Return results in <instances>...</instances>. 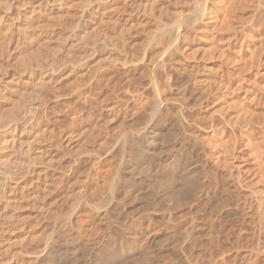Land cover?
<instances>
[{"label":"bare ground","instance_id":"bare-ground-1","mask_svg":"<svg viewBox=\"0 0 264 264\" xmlns=\"http://www.w3.org/2000/svg\"><path fill=\"white\" fill-rule=\"evenodd\" d=\"M230 1L238 2L0 0V264H66L64 239L67 237L64 238V235L73 232L70 221L83 192H88V186L85 188L87 191H83L81 179L85 176L82 172V178L79 173V176L73 175L74 167L83 159H80V154L86 155L88 160L90 156L95 162L99 155V151L98 155L95 151L96 144L108 142L110 138L104 136L106 141L103 139L102 143H98L100 134L97 133V137L92 134L96 127L99 130L93 115L99 111L105 114L108 128L113 132V135L110 134L112 149L123 145L122 149L119 147L121 152L116 151L114 157L124 164L129 175L126 181H131L128 191L123 188L125 195L128 193L134 201L136 186L133 187V183L137 179L146 181L155 167L163 163L166 166L170 162L168 169L160 166L156 178L158 193L155 194L158 196L161 193L160 199L164 202H174L164 210H174L180 215L177 218L181 219L184 210L188 209V215L196 218L199 214L195 215L193 203L203 192H211L215 197L219 192L236 195L237 214L233 213L236 217L231 219H236L237 224L234 222V226H238L236 230L239 235L236 234V238L234 234L236 239L235 242L231 240L233 243L226 241L225 248L221 244L223 251L218 248L220 244L216 246V249L221 250L217 252L220 264H264V0H241L244 8L246 6V9L253 10V15L243 24L239 23L245 18H241L238 24L234 22L235 26L229 14L235 7L229 11ZM134 9L143 14L133 18L127 15L126 18L124 13L129 11V14H134ZM121 11L123 17L119 15ZM236 15L239 17V14ZM233 26L240 28L238 32L235 30V34L232 32V41L224 46L193 39L196 37H193L194 34L204 32L212 38L216 29ZM245 32H255L256 49L251 47L249 40H245L244 36L248 39V33L244 35ZM200 36L204 37L203 34ZM213 52H217L218 56L214 55L219 57V60L215 58L219 62L215 70L208 64ZM247 70L252 72L250 78L247 77ZM176 73L185 74L189 78L188 85L177 83ZM215 89L218 91L214 92ZM65 90L77 99L75 105L70 104L75 101L71 97L70 103L67 102L75 109L70 108L71 111L81 108L86 113V109L93 108L95 112L90 116L86 113L91 119L79 120L81 124L74 127L80 115L70 114L69 109L68 117H77L75 121L72 120L75 124L71 128L66 125L68 129L58 131V122L63 119L57 122L60 118L57 116V119L53 118L56 120H51L50 114L53 112L50 102L62 106L68 93ZM211 92H214V97L210 96L213 100L208 98ZM62 109V112L65 111ZM81 110L79 113H82ZM63 113L65 119L67 114ZM88 131L92 134L89 136L92 137L90 149L86 148L85 143V149L82 145L79 148L78 144L85 141ZM82 148L83 152L80 151ZM89 162L92 164V161ZM117 162L110 165L117 167ZM115 167L113 171H116ZM72 176H76L74 183H71L74 179ZM155 194L152 193L153 199ZM222 197L220 200L231 198ZM69 198L75 200H70L73 205L68 203ZM89 199L88 206L95 211L99 210V204L104 206L101 203L109 200L105 198L98 203L100 200ZM221 202L225 208V202ZM66 203L71 206H67L69 211L65 209ZM203 203L206 204V201ZM226 203L228 205L229 201ZM229 207L231 209L232 204ZM156 209L155 212L158 211ZM118 211L111 210L105 214L114 221L115 227H105L107 236L102 230L104 228H101L93 260L97 264H153L151 253L147 250L149 247H146L150 244L145 243L158 228L165 227L159 225L157 228L153 223L146 226L143 223L146 227L138 228L133 223L130 233L126 232V228L124 233L129 234L124 236L121 227L123 220L119 221ZM208 212L211 213V210ZM210 213L206 214L210 217L208 221L213 218V213L212 216ZM177 218L170 219V222L176 224ZM197 220L203 221L202 218ZM50 223L58 226L61 233L57 244L53 241L54 231L47 230ZM183 223L181 234L185 236L188 224L184 220ZM227 223H231V220ZM181 224L176 226L180 229ZM176 228L172 229L179 231ZM211 228L214 230V227ZM202 229L206 228L202 226L199 230ZM206 230L208 233L209 229ZM177 231L172 234L180 239L183 237L182 242H187L188 237L192 238L191 234H187L189 236H185V239L183 235L175 234ZM208 234H205L207 238ZM180 239L176 237L178 244Z\"/></svg>","mask_w":264,"mask_h":264},{"label":"rangeland","instance_id":"rangeland-1","mask_svg":"<svg viewBox=\"0 0 264 264\" xmlns=\"http://www.w3.org/2000/svg\"><path fill=\"white\" fill-rule=\"evenodd\" d=\"M238 4V5H237ZM229 11L230 10H232L233 9V7H235L233 10H240V11H230V12H232V13H230L229 12V14H230V19H231V22L233 21V23L234 22H236L237 24L239 23V21H241L242 19H244V20H242L241 21V23H239V24H243L244 22L243 21H249L250 19H249V17L251 18V16L253 15V10H248V9H246V6H245V8H244V6L242 5V2H241V0L239 1L238 0V2H236V3H234V2H232V1H230L229 2ZM245 9V10H244ZM120 10H122L123 11V9L121 8ZM135 10V9H134ZM133 10V11H134ZM121 11V13L122 14H120L119 13V15H122L121 17H123V15L124 14H126L125 15V17L127 18L128 16L129 17H140L143 13L142 12H140V11H138L137 10V12H136V10L134 11L135 13L134 14H132V13H130L129 14V11L127 12V13H124L123 14V12ZM249 11V12H248ZM120 12V11H119ZM139 12H140V14H139ZM243 12V14H240V13H242ZM246 12V13H245ZM137 13V14H136ZM236 14H239V17H238V15H236ZM246 15V17H245V15ZM247 14H248V16H247ZM128 15V16H127ZM131 15V16H130ZM137 15V16H136ZM242 15V16H241ZM244 15V16H243ZM235 16H237L236 17V19H235ZM132 17V18H133ZM233 17V18H232ZM242 18V19H241ZM235 21H234V20ZM239 19V20H238ZM241 19V20H240ZM238 20V21H237ZM243 22V23H242ZM233 23H232V25H233ZM236 24L234 23V26H235ZM231 27V28H222V29H216V34L214 33V35L212 36V38L210 37L211 35H209L208 36V34H205V32L204 33H200L201 35L203 34L204 35V37L203 36H200V34H194L193 35V37H195V38H193L194 40H198V42H203V41H208V42H212V43H214V44H218V45H220L221 46V44H222V46H224V45H226V44H228L229 43V41L231 42L232 41V36H234V34H235V30H236V32H238V30H239V26H237V27ZM241 26V25H240ZM236 28V29H235ZM238 29V30H237ZM231 30H234V31H231ZM217 32H219V33H217ZM226 34H225V33ZM231 32V33H230ZM234 34H233V33ZM248 33V32H247ZM246 32L244 33V35H246L247 34ZM218 34V35H217ZM251 34V35H250ZM248 33V35H247V37H248V39H246V36H244V38H245V40L246 41H248L249 40V43L251 44V47L253 48V49H256V39H254V37H256L254 34H255V32H252V33ZM216 35V36H215ZM221 35V36H220ZM226 35V36H225ZM253 35V36H252ZM231 36V37H230ZM202 37V38H201ZM209 37V38H208ZM213 37H215V38H213ZM216 37H218V38H220L221 37V39H222V42H221V39L219 40V39H217ZM224 37V38H223ZM249 37H250V39H249ZM206 39V40H205ZM217 39V40H216ZM227 41H226V40ZM231 39V40H230ZM252 39H254L255 41H253ZM211 40V41H210ZM215 40L216 41H219L218 43L217 42H215ZM224 40H225V42H224ZM253 41V42H252ZM221 43V44H220ZM254 44V45H253ZM202 54V53H201ZM214 54H217V56H218V53L217 52H213V55ZM211 55L212 56V59L210 58V60H209V62H208V64H209V66L211 67V69L212 70H215L217 67H218V65H219V62H218V60H219V57H217L216 55ZM216 56V57H215ZM213 57H214V59H213ZM215 58H217V59H215ZM212 62V63H211ZM216 63H218V64H216ZM251 70H247V72H246V74H247V77H251ZM249 74V75H248ZM180 75V76H179ZM185 74H181V73H176V76L177 77H175L176 78V81H177V83H179V84H187L188 85V80H189V78L188 77H186V76H184ZM182 76H184V77H182ZM178 78H179V81H178ZM183 81H182V80ZM184 79H185V81H184ZM182 82V83H181ZM65 91H67V90H65ZM218 91V89H215L214 90V92H217ZM68 93H66V92H64V95H65V93H66V95L67 96H69V97H67L66 95H65V98H64V103H63V105L62 106H60L59 107V104H55V102L53 103H51L50 102V109H51V112H53L52 114H50V116L52 117H50L51 118V120H56L58 117H60L59 119H57L56 121L58 122V120H65V122L66 121H68L67 123H61V122H63V120L60 122L61 123V126H59L60 125V123L58 122V124H57V122H55V123H53V124H55V125H58V128H57V130L58 131H60V130H63L62 128H64V130L65 129H68V125H69V128H71L72 126V124L74 125L75 123H76V125H74V127H76V126H78L79 124L78 123H80L81 124V122L82 121H86L87 119H88V117L91 115V114H93L95 111L93 110V108L91 109H86V113L89 115H85L86 113H85V109H84V111H82L81 110V108H80V110L82 111V113L85 115H83L82 113H79V111H78V107H75V108H78L77 109V111H73V110H75L74 108H72V105H75V103H76V98L74 97V96H71V93L69 92V91H67ZM214 92H211L212 93V95H211V93L208 95L209 97V99L211 98L212 100L214 99L213 97H214ZM69 94V95H68ZM210 96H213V97H210ZM70 97L71 98H73V101L74 102H71L70 103V101L69 100H71L70 99ZM210 99V100H211ZM67 102H69L70 104H72V105H70L69 103H67ZM65 104H68V105H65ZM57 107V109L55 108V107ZM54 107V108H53ZM58 107L61 109H59L60 110V112H59V110H58ZM68 107V108H67ZM62 108H64V110L65 111H63V112H65V114H67V115H65V119H64V113L62 112ZM70 108H72L73 110V112L71 111V109ZM69 109H70V111H69ZM52 110H54V111H52ZM67 110V111H66ZM88 110H89V112H88ZM90 110H91V112H90ZM55 112H57V113H59V114H61V115H56L57 113H55ZM62 112V113H61ZM69 112H70V114H72V113H74L73 115H76V116H78V115H80V116H78V119H77V122H72V120H76V116H74V117H76L75 119H73V118H70V117H68L69 116ZM100 112V111H99ZM99 112H95L93 115L95 116V118H94V116L92 115V118H94L95 119V123L96 122H98V123H96L95 125L96 126H99V130H98V128L96 127L95 128V131L93 130V132L92 131H90V132H92V134H94L93 136H95V134H96V137L98 136L97 135V133L98 134H100V136H98V137H100V138H98V143H102L103 142V139H104V141H106L105 139V137H110V138H112L111 137V135H113V132L112 131H110V129L108 128L109 127V124L108 123H106V121H105V118H106V116H105V114L101 111L100 112V114H99ZM103 114V116H102V114ZM82 114V115H81ZM97 114V115H96ZM56 117H55V116ZM99 115H101L102 117H100ZM58 116V117H57ZM84 116V118L83 119H81V117H83ZM87 116V118H85ZM99 118H98V117ZM61 117H63V118H61ZM71 117H73L72 115H71ZM80 117V118H79ZM105 117V118H104ZM53 118H56V119H53ZM97 118H98V120H100V121H98L97 120ZM102 118H104V119H102ZM69 119V120H68ZM89 119H91V117H89ZM107 119V118H106ZM71 120V121H70ZM79 120H82V121H80L79 122ZM102 120H103V122H102ZM70 122V123H69ZM101 123V124H100ZM103 123V124H102ZM104 123H105V125H104ZM64 124V125H63ZM99 124V125H98ZM67 125V126H66ZM101 125V126H100ZM65 126V127H64ZM71 126V127H70ZM103 126V127H102ZM106 126H107V130H106ZM61 128V129H60ZM101 128V129H100ZM97 129V130H96ZM96 131H99V132H96ZM102 133H101V132ZM105 131H106V133H105ZM108 131V132H107ZM103 132H104V134H103ZM92 134L90 133L89 134V131H88V135L86 134V138L84 139L85 141H82V142H80L78 145V147L79 148H81V146L80 145H82V147H84V149H85V144H86V148H88V149H90V144H91V140H92V137H89L90 135L92 136ZM111 134V135H110ZM103 135V136H102ZM108 135V136H107ZM103 138H102V137ZM105 136V137H104ZM109 138V140H108V142L106 141V142H103L102 144H96V149H95V151H96V153H97V155H98V151H99V155L101 156H99L98 155V158H97V155H96V161L95 162H93V159H90V156H89V160L87 159V156L86 155H84V156H82L81 154L79 155V157H80V159H81V157L83 158V159H81V161L80 162H78L77 163V166L75 165V167H74V170L73 171H75V173L73 174V175H76V174H80L81 172L83 173V175L85 176V177H83V175H81L80 174V178H85V181L83 180V178L81 179L82 180V183H83V186H84V190L83 191H87L88 190V192H83L84 194L81 196V198H80V202H79V204H78V208L76 209V211H75V214L73 215V219L70 221V227H71V229H72V231L73 232H68L67 233V235H66V233H65V235H64V238L65 237H67V238H65L64 240L66 241V242H64V246H65V249H67V253H66V250L64 251L65 253H64V255L66 256V257H68V258H66L65 257V259H67V261H66V264H97V261H95V260H93V257H94V259H95V257L96 256H93V255H96V250H95V248L97 249V240H98V235H99V232H101V228H104V229H102V230H105V227H108L109 228V226L111 227V226H113V227H115V223H114V221L112 220V219H110L108 216H106L105 214L106 213H109V211H111V210H116V211H118V213H119V221L121 220H123L122 222H121V227H122V229H124L122 232H123V235L125 236V234H129L130 233V231H129V229H130V227L132 226V224L133 223H135V225L138 227V228H144V227H146L149 223H153V225L154 226H159V225H161V227H165V228H168V229H166L165 230V228H156L157 229V234L155 233V234H153V237H152V235L150 236V237H152V238H148L147 240H146V243H145V245L147 244H150V246H146V247H149L150 248V250H149V248H147V250H148V252L149 253H151V255H150V258H153V260H151L152 262L151 263H153V264H209V263H211V264H216L217 262H218V260H219V262H218V264H220V260L221 259H219L220 258V256L218 255V253L217 252H219V251H223L224 250V248H225V246L226 245H224V244H227L228 242H232L231 240H234L233 242H235V239L238 237V236H236V234L237 235H239L238 234V232L239 231H237L236 230V228H238V226L237 225H235L234 226V222L237 224V221H236V219L235 218H232L231 219V217H236V211H235V209H237V204L235 203V202H237L238 201V197L236 196V195H234V194H225L224 192V194H220V193H222V192H219L218 193V195L215 197L214 196V194L213 193H211V192H208V193H211L210 195H208V193L206 192H203L202 194H200L201 196H199V198H198V200L196 199L195 200V202L193 203L194 205H193V211H194V213H195V215L197 214H199L198 216H200L202 219H203V221H198L197 220V218L198 219H201L200 217H196V218H191L189 215H188V209H185L184 210V212H183V216H182V218L180 219V218H177V217H179L180 215L177 213V212H175L174 210L173 211H171V212H168V211H165L164 210V208H166V207H168L169 205H171L170 203H172V205H173V203L174 202H164V201H162L161 199H162V197H161V193L160 194H158V196L155 194V193H158V191L156 190V178L158 177V175H159V173H160V171H158V170H160L161 168H163V166H165V163H163L164 165H159V166H157V167H155V169L152 171L153 173L152 174H150L148 177H146V181L144 180L143 182H140V180L139 179H137V181L139 180V182H137V181H135V183H133L134 185H133V187L134 186H136V187H134V195L136 196V198H135V200L133 201V199L134 198H130V196L128 195V193L126 192V191H128L127 189H129V185H131V181L129 182V181H126V180H128L129 179V175L127 174V170H125V166H124V164H121L120 163V161H119V159H117L116 160V151H118V152H121V149H122V147H123V145L121 144V146H119V147H121V149L118 147L117 149H112V141H110L111 139ZM113 139H114V137H113ZM102 140V141H101ZM110 141V142H109ZM225 142V140L224 141H222V143H224ZM85 143V144H84ZM106 143V144H105ZM99 145V146H98ZM108 145H109V147H108ZM111 145V146H110ZM105 146H106V148H105ZM103 147V148H102ZM79 148L78 149H76V151L77 150H79ZM111 149L112 151H109V149ZM98 150V151H97ZM106 152H105V151ZM75 151V150H74ZM80 151H82L83 152V148H82V150L80 149ZM85 152V151H84ZM77 153V152H76ZM101 153V154H100ZM104 155H103V154ZM108 153V154H107ZM85 154V153H84ZM67 155H65V157H66ZM105 156H106V158H105ZM110 156V157H109ZM111 156H115L114 158H112ZM86 157V158H85ZM100 157V158H99ZM112 158V159H111ZM88 160V161H87ZM98 160H100V161H98ZM108 160V161H107ZM86 161V162H85ZM89 161H92V164H95V166L94 165H92ZM110 161H112V162H110ZM117 162V167H115V166H113V167H115V169L114 170H116V171H113V167H112V165L113 164H116L115 162ZM83 163V164H82ZM90 163V164H89ZM170 163V162H169ZM168 162H167V164H169ZM110 164H112V165H110ZM166 164V166L164 167L165 169H168L169 168V166L171 165V164H169V165H167ZM79 165V166H78ZM88 166V167H86V166ZM106 165V166H105ZM108 165H110V166H108ZM90 166V167H89ZM93 166V167H92ZM99 166H102V167H99ZM160 166H161V168H160ZM168 166V167H167ZM81 167V168H80ZM105 167V168H104ZM93 168V169H92ZM97 168V169H96ZM80 169H82L83 171H84V169H85V171L83 172V171H81ZM89 169V170H88ZM107 169H108V171H107ZM123 169V170H122ZM96 170V171H95ZM107 172H106V171ZM110 170V171H109ZM136 170H137V168H136ZM80 171V172H79ZM113 171V172H112ZM124 171H126V173H124L123 174V172ZM77 172V173H76ZM88 172V173H87ZM112 172V173H111ZM114 172L117 174L118 173V175H120L121 177H119L118 175H116L115 174V176H114ZM79 174L77 175V176H79ZM113 174V175H112ZM128 175V176H127ZM88 176V177H87ZM102 176V177H101ZM74 177H76V176H72V178H74ZM98 177V178H97ZM113 177V178H112ZM114 177H116L115 178V181H113L114 180ZM149 177H151V178H149ZM103 178V179H102ZM149 178V179H148ZM74 180H75V178L73 179V181L71 180V183H74ZM149 180H151L150 182H149ZM89 182V183H88ZM108 182V183H107ZM125 182V183H124ZM146 182V183H145ZM153 182V183H152ZM109 185V186H107V184ZM119 183V184H118ZM130 183V184H129ZM139 183V184H138ZM85 184V185H84ZM97 184V185H96ZM141 184H143V185H141ZM145 184V185H144ZM155 184V185H154ZM86 186V187H85ZM87 186H88V189L86 190L85 188H87ZM94 186V187H93ZM102 186V187H101ZM122 186V187H121ZM128 188H127V187ZM116 187H118V188H116ZM100 188V189H99ZM105 188V189H104ZM107 188H108V190H107ZM123 188H124V190H126L125 192L127 193L126 195H125V193H123L124 192V190H123ZM142 188V189H141ZM150 188V189H149ZM154 188H155V192H153V190H154ZM118 189H120V190H118ZM144 189H147V190H144ZM123 190V191H122ZM143 190V191H142ZM149 191V192H148ZM105 192V193H104ZM151 192V193H150ZM85 193H86V195H85ZM88 193V194H87ZM90 193V194H89ZM152 193L153 194H155V196H154V199H156V200H154L153 199V196H152ZM204 193H205V195H204ZM92 194V195H91ZM107 195V197H106V195ZM137 194V195H136ZM141 194V195H140ZM143 194V195H142ZM148 194V196H144V195H147ZM207 194V195H206ZM91 195V196H90ZM96 195V196H95ZM105 195V196H104ZM216 195V194H215ZM86 196V197H85ZM117 196V197H116ZM119 196V197H118ZM142 197V199H141V197ZM220 197V198H217V197ZM222 196H226V197H228V198H230L229 200L226 198V199H224V200H226V201H224V200H220L221 199V197ZM230 196V197H229ZM91 198V199H94V201H97L98 202V200H100L98 203H100V202H102L105 198V200H107V199H109V200H107L106 202H102L101 204H104V206H101L100 204V206L98 205V203H97V205H98V208H99V210L98 211H95V210H93V209H91L89 206H88V203L87 202H89V201H91L89 198ZM104 197V198H103ZM109 197V198H108ZM121 197V198H120ZM122 197H124V199L122 198ZM128 197V199H126ZM137 197L139 198V199H141V200H139V199H137ZM149 197H152L151 199L149 198ZM158 197H159V199H160V197H161V199L159 200L158 199ZM224 197H222V199L224 198ZM237 197V198H236ZM84 198H85V200H84ZM86 198H87V200H86ZM97 198V199H96ZM119 200H117V199ZM71 199H73V198H69V202L68 203H70V205H73V201L71 202L70 200ZM89 199V200H88ZM111 199V200H110ZM131 199V201L133 202V204H131L130 205V202L131 201H129ZM158 199V200H157ZM74 200V199H73ZM102 200V201H101ZM128 200V201H127ZM151 200V201H150ZM216 200V201H215ZM217 200H218V205L220 206H217V204H216V202H217ZM220 200V201H219ZM75 201V200H74ZM117 201V202H116ZM138 201V202H137ZM154 201V202H153ZM157 201V202H156ZM200 201V203H201V205H197L196 203H198V202ZM202 201V202H201ZM204 201H206V204L205 203H203ZM212 201H215V202H212ZM221 201H223V202H225V205H226V207L225 208H223L224 207V203H223V207H222V202ZM229 201V203H228V205L229 206H231V204H232V207H231V209H230V207L227 205V203L226 202H228ZM118 203V204H116V203ZM152 202V203H151ZM68 203H66V206H65V209H66V211L68 210L69 211V207H67V206H70V205H68ZM72 203V204H71ZM106 203V204H105ZM135 203V204H134ZM154 203H155V205H154ZM200 203H198V204H200ZM238 203V202H237ZM109 204V205H108ZM115 204V205H114ZM137 204V205H136ZM155 206H153V205ZM205 204V205H204ZM118 205V206H117ZM165 205H167V206H165ZM207 205V206H206ZM106 206H107V208H106ZM110 207V209H109V207ZM111 206H112V208H111ZM119 208L118 210H117V207ZM122 206V207H121ZM136 206H138V207H136ZM158 206V207H157ZM204 206V207H203ZM71 207V206H70ZM82 207V208H81ZM102 207H104L103 209H101ZM115 207V208H114ZM135 207V208H134ZM156 207H157V209H156ZM160 207V208H159ZM202 207V208H201ZM207 209H209V210H211V213H213V218L215 217V216H217V217H215L213 220L211 219V221H208L209 219H210V217L208 216L209 215V213L210 212H208L209 210H207ZM210 207V208H209ZM229 207V208H228ZM235 207V208H234ZM68 208V209H67ZM85 208V209H84ZM106 208V209H105ZM133 208V209H132ZM139 208H141V209H139ZM159 208V209H158ZM122 211H121V210ZM132 209V210H131ZM154 209V210H153ZM155 209L156 210H160V211H162V212H158V211H156L155 212ZM203 209H204V211H203ZM206 209V210H205ZM216 209H219V210H217V215H216V211L215 210ZM234 209V210H233ZM107 212H106V211ZM130 210V211H132V212H128V211ZM138 210H139V214H138ZM152 210V211H151ZM212 210H214V211H212ZM229 212H228V211ZM227 211V212H226ZM230 211H232V212H230ZM235 211V212H234ZM78 212V213H77ZM93 212V213H92ZM121 212V213H120ZM133 212H134V214H133ZM166 212H167V214H166ZM215 212V213H214ZM223 212V213H222ZM88 213V214H87ZM97 213V214H96ZM172 213V214H171ZM210 213V216H212V214ZM219 213V214H218ZM233 213H236V214H233ZM79 214V215H78ZM142 216H141V215ZM152 214V215H151ZM159 214H160V216L162 215V217H160L159 216ZM204 215V217H202L203 215ZM206 214H208V215H206ZM89 215H90V217H89ZM92 215V216H91ZM132 215V217L134 216V218H132V217H130ZM154 215V216H153ZM168 216V217H165V216ZM170 215V216H169ZM202 215V216H201ZM215 215V216H214ZM233 215V216H232ZM77 216V217H76ZM84 216V217H83ZM124 216H125V218H124ZM127 216H129V217H127ZM153 216V218H151ZM174 216V217H173ZM206 216H208V217H206ZM229 216V218H225V217H228ZM78 217H79V220H78ZM83 219H82V218ZM144 217V218H143ZM158 217V218H157ZM164 217V218H163ZM206 217V218H205ZM87 218V219H86ZM121 218V219H120ZM123 218V219H122ZM130 218V219H129ZM143 218V219H142ZM156 220H155V219ZM163 218V219H162ZM167 220H166V219ZM172 218H177V221L175 222L176 224H174L173 223V221H171L170 222V219L172 220ZM209 218V219H208ZM220 218V219H219ZM156 222V224H155V222H153V220ZM165 219V220H164ZM195 219L197 220V222L195 221ZM229 219V220H228ZM83 220V221H82ZM104 220V221H103ZM164 220V221H163ZM174 220V219H173ZM183 220L185 221V224L187 225H185L184 227L187 229V230H185V232H183V233H185V236H189V235H187V234H191V236H192V238H194L193 240H192V238L191 237H188L189 239H187V237H185L183 234H181L182 233V226L184 225V223H183ZM230 220H231V223H227V222H230ZM86 221V222H85ZM88 221H89V223H88ZM90 221H91V223H90ZM102 221V222H101ZM126 221H129V223H127L126 224ZM160 221H161V223H160ZM165 221L166 222H168V223H165ZM180 221V222H179ZM194 221L196 222V226L197 225H199V226H203V227H205L206 229H209L208 231V233L209 234H211V235H209L206 231V229H202L201 231L199 230L201 227H195V225L193 224L194 223ZM204 221H207V224H206V222L204 223ZM216 221H217V223H216ZM96 222V223H95ZM101 222V223H100ZM132 222V223H131ZM182 222V224H181V230L176 226V225H178L179 223H181ZM203 222V223H202ZM103 223H104V225H103ZM124 223V224H123ZM146 225H144V224ZM159 223V224H158ZM178 223V224H177ZM199 223H201V225L199 224ZM221 223V224H220ZM223 223V224H222ZM225 223V224H224ZM83 224V225H82ZM105 224H106V226H105ZM212 224H213V226H212ZM228 224H230V225H228ZM233 224V225H232ZM108 225V226H107ZM167 227H166V226ZM168 225H170V226H168ZM171 225L173 226V227H171ZM204 225H206V226H204ZM208 225H209V227H208ZM224 225V226H223ZM49 226H50V228H49ZM56 228H55V227ZM98 226V227H97ZM179 229V231H180V233H179V231H177L178 233H175V234H177V235H179V236H181V235H183L184 237H185V239H187L188 241V243L184 240L183 242H184V244H183V242H182V240L181 239H184L182 236V238L180 239V237H178V236H176V235H174V233L172 234V232H176V231H174L175 230V228L176 227ZM194 226V227H193ZM219 226V227H218ZM222 226V227H221ZM234 226V227H233ZM183 227V228H184ZM211 227H214V230L211 228ZM216 227V228H215ZM223 227H225V228H223ZM230 227H232L231 229H230ZM53 228H55L56 230L58 229V231H56V230H54ZM99 228V229H98ZM107 228V229H108ZM127 228V229H126ZM172 228H174V230L172 229ZM176 228V229H177ZM193 228V229H192ZM195 228V229H194ZM197 228V229H196ZM219 228V229H218ZM128 230V231H126V230ZM163 229V230H162ZM216 229V230H215ZM233 229H235V230H233ZM47 230H51V231H54V239H53V241H54V243H56L57 244V241L56 240H58V238H59V236L61 235V233H59L60 231H59V228H58V226H56L55 224H53V223H50V224H48V228H47ZM97 230H98V232H97ZM158 230H162V232H159ZM184 230V229H183ZM214 231V232H212V231ZM124 231H126V232H129V233H124ZM164 231V232H163ZM193 231H195V233L193 232ZM218 231V232H217ZM229 231V232H228ZM236 231V232H235ZM57 232V233H56ZM206 232V233H205ZM210 232H212V233H210ZM226 232H228L229 234H230V238L228 237L229 236V234L228 233H226ZM230 232H232V233H230ZM55 233H56V235H55ZM104 233H105V235L107 236V233H108V230H107V233H106V230L104 231ZM160 233V234H159ZM201 233H202V235H201ZM218 233V234H217ZM59 234V235H58ZM70 236H69V235ZM195 234V235H194ZM205 234H208L207 236H208V238L206 237V235ZM228 234V235H227ZM232 234V235H231ZM234 234H235V236H236V238H234L233 236H234ZM160 235V237H158ZM162 235H163V237H165L166 239H163V237H162ZM205 235V236H204ZM220 235V236H219ZM55 236H58V237H55ZM172 237V238H169V237ZM210 236V237H209ZM226 236V237H225ZM174 237H175V239H174ZM176 237H177V239L179 240L180 239V241L182 242V244H180L181 242L179 241V244H178V241H176ZM202 237V238H201ZM223 237V238H222ZM225 237V238H224ZM57 238V239H56ZM155 238V239H154ZM169 238V239H168ZM212 238V239H211ZM233 238V239H232ZM71 239V240H70ZM76 239V240H75ZM163 239V240H162ZM208 239H210V240H208ZM214 239H216V240H214ZM222 239H225L224 241H225V243H224V241L222 240ZM69 240V242H67ZM175 240V241H174ZM212 240H213V243L211 244V242H212ZM150 241V242H149ZM164 241V242H163ZM190 241H192V242H194V243H190ZM203 241V242H202ZM226 241H227V243H226ZM149 242V243H148ZM186 242V243H185ZM216 242V243H215ZM232 242V243H233ZM70 243V244H69ZM215 243V244H214ZM66 244V245H65ZM202 244H203V246H202ZM219 244H220V246H219ZM221 244H222V246L224 247H221ZM69 245V246H68ZM73 245H75L74 247H72ZM162 245H164V246H162ZM182 245V246H181ZM214 245V246H213ZM166 246V247H165ZM216 246L218 247V248H222L221 250H219L218 248V250L216 249ZM67 247V248H66ZM154 247V248H153ZM199 247V248H198ZM208 247V248H207ZM79 248V249H78ZM186 248V249H185ZM203 248V249H202ZM205 248V249H204ZM69 249V250H68ZM73 249H75V250H73ZM157 249H159V250H157ZM201 249V250H200ZM95 250V251H94ZM190 250V251H189ZM202 250H204V251H202ZM185 251H186V253H185ZM188 251H189V253H188ZM192 251V252H191ZM94 252H95V254H94ZM199 252H201V253H199ZM72 255H71V254ZM74 253V254H73ZM182 253H183V255H182ZM188 253V254H187ZM196 253V254H195ZM199 253V254H198ZM209 253V254H208ZM216 253V254H215ZM220 253V252H219ZM160 254V255H159ZM205 255V256H203V255ZM68 255V256H67ZM77 255H79L78 257L80 258H77ZM153 255V257H151ZM187 255V256H186ZM197 255V256H196ZM209 255V256H208ZM171 256V257H170ZM175 256V257H174ZM185 256L187 257V258H185ZM188 256H190V258L188 257ZM202 256V257H201ZM212 256L214 257L213 259H215V262L216 263H214V260L212 259ZM75 257L77 258L76 259V261H75ZM182 257H183V259H182ZM72 258V259H71ZM192 258V259H191ZM79 259V260H78ZM180 259H182V260H180ZM200 259H201V262H200ZM217 259V260H216ZM180 260V261H179ZM189 260H190V262H189ZM197 260V261H196ZM204 260H207V262L206 261H204ZM213 260V261H212ZM74 261L75 262H77V263H74ZM161 261V262H160ZM178 261H179V263H178ZM199 261V262H198ZM209 261V262H208ZM156 262V263H155ZM203 262V263H202Z\"/></svg>","mask_w":264,"mask_h":264}]
</instances>
